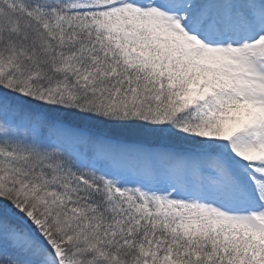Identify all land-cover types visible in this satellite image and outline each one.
<instances>
[{
  "label": "snow or ice",
  "instance_id": "6c2138e0",
  "mask_svg": "<svg viewBox=\"0 0 264 264\" xmlns=\"http://www.w3.org/2000/svg\"><path fill=\"white\" fill-rule=\"evenodd\" d=\"M0 264H264V0H0Z\"/></svg>",
  "mask_w": 264,
  "mask_h": 264
}]
</instances>
